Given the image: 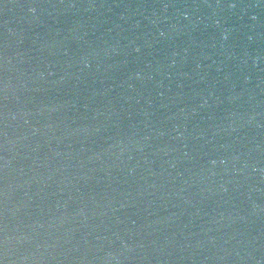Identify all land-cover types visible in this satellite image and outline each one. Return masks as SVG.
<instances>
[{
  "label": "water",
  "instance_id": "obj_1",
  "mask_svg": "<svg viewBox=\"0 0 264 264\" xmlns=\"http://www.w3.org/2000/svg\"><path fill=\"white\" fill-rule=\"evenodd\" d=\"M0 264H264V0H0Z\"/></svg>",
  "mask_w": 264,
  "mask_h": 264
}]
</instances>
